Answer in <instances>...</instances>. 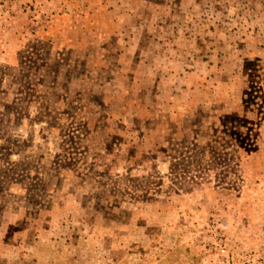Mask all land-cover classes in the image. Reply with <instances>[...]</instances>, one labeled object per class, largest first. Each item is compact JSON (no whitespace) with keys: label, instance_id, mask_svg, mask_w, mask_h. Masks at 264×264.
Here are the masks:
<instances>
[{"label":"rangeland","instance_id":"374dc122","mask_svg":"<svg viewBox=\"0 0 264 264\" xmlns=\"http://www.w3.org/2000/svg\"><path fill=\"white\" fill-rule=\"evenodd\" d=\"M261 125L264 0H0V264H264Z\"/></svg>","mask_w":264,"mask_h":264},{"label":"trees","instance_id":"16d2710c","mask_svg":"<svg viewBox=\"0 0 264 264\" xmlns=\"http://www.w3.org/2000/svg\"><path fill=\"white\" fill-rule=\"evenodd\" d=\"M127 9H128V8H127ZM128 10H129V9H128ZM247 63H248V62H246V60H244L243 63L241 64V66H240L239 69H238V75L240 76L242 82L246 81V80H247V77H248V76L250 75V73L252 72V68H248L249 65H248V67H247ZM257 72H258V71H257ZM257 74H258V73H257ZM146 90H147V91H145V89H144V92H145V93L148 92V89H147V88H146ZM153 91H154V90H153ZM144 92H143V94H144ZM155 97H156V96H155ZM104 100H105V97H104ZM240 101H241V103H242V101H243V96H242V95H241ZM243 102H244V101H243ZM106 104L108 105L107 102H106ZM188 105H189V102L186 101L185 104L183 105V108H184V109L187 108ZM104 106H105V105H103V108H104ZM131 107H132V106H131ZM202 107H203V106H202ZM129 108H130V107H129ZM132 108H133V107H132ZM152 108L155 110V113H156V115L158 116V115H159V113H158V107L153 106V105H151V104L145 106L146 111H148L147 113H150ZM204 108H206V109H210L209 106H206V107H204ZM104 110H105V111H104ZM104 110H101V111H102L101 114H102V118H103V119H104V116L106 117V115L109 114V112H107V111H108L107 108H104ZM105 112H106L107 114H106ZM116 112H117V114L119 115V121H118L119 126H120L121 128H123V129L128 127V129H127L128 131H130V130L135 131L136 128H132L131 125H130V122H129V124L126 125L127 127H125V125H123V123L125 122L126 117L129 118V119H130V117H133V119L135 120V119H136V117H135V113H136V112L134 111V114H133V112H130V109H127L124 105L118 107V111H116ZM120 118H124V119H123V120H120ZM140 118H141V117H140ZM155 118H156V117H152L150 120H148L147 118L140 119L138 130H139L140 132L143 131L141 137H144V138L147 139V136H148V135H146V134L144 133V130H145V128L148 127V125H151L152 127H155V126H156V124L154 123ZM104 120H105V119H104ZM106 121H107L108 123H114V124H117V122H115L114 120L111 121V117H109V116L106 117ZM120 121H124V122H120ZM135 123H136V121H135ZM173 128H175V125H174V124L171 126V130H172V131H173ZM128 131H127V132H128ZM259 131H260V133L262 134V136L264 137V125H261V128L259 129ZM168 132H169V130H167L166 135L168 134ZM169 133H170V132H169ZM158 136L164 139V136H163L162 134H161V135H158ZM111 137H112V136H111ZM113 137H114V136H113ZM150 137H151V136H150ZM115 143H116V140H115ZM117 146H118V147H117ZM128 146H130V147H134V148L136 147V148H137L136 141L134 142V141H132L131 139H126L125 141H123V143L120 142L119 144L114 145V147H117V148H118V151H119V150H120V151L125 150ZM136 148H135V149H136Z\"/></svg>","mask_w":264,"mask_h":264}]
</instances>
